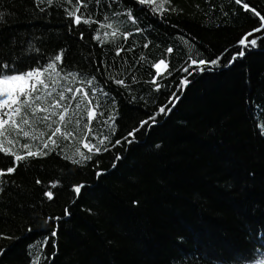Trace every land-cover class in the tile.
Masks as SVG:
<instances>
[{
  "label": "trees",
  "instance_id": "trees-1",
  "mask_svg": "<svg viewBox=\"0 0 264 264\" xmlns=\"http://www.w3.org/2000/svg\"><path fill=\"white\" fill-rule=\"evenodd\" d=\"M87 3L93 20L108 15L132 35L100 43L99 25H75L71 5L0 0V62L26 71L64 50V72L94 75L102 89L105 115L91 121L89 139L109 136L101 152L88 153L79 137L57 135L59 147L49 142L50 154L16 162L2 178L0 233L12 239H0V264H33L37 256L40 264H256L264 257V41L233 57L247 33L264 37L251 11L264 15V0H171L176 10L163 14L138 0ZM200 58L219 63L182 71ZM160 59L168 67L157 73ZM161 106L171 111L141 128ZM110 115L114 132L111 120L100 123ZM25 142L31 150L39 144L20 140L13 151L25 155ZM10 166L14 157L0 153V170Z\"/></svg>",
  "mask_w": 264,
  "mask_h": 264
},
{
  "label": "snow or ice",
  "instance_id": "snow-or-ice-1",
  "mask_svg": "<svg viewBox=\"0 0 264 264\" xmlns=\"http://www.w3.org/2000/svg\"><path fill=\"white\" fill-rule=\"evenodd\" d=\"M57 2L72 6V10L68 11L67 15L73 18L75 25H91L97 23L99 27L94 36L97 42H113L118 35L122 36L124 40H127L132 35L128 31L122 33L118 25L110 22L108 15L103 17V22L93 20L87 0H75V3L74 0H36L38 6L46 3L48 7H53ZM99 2L100 0H95V3ZM242 2L243 0H235L236 4H241ZM138 3L140 5H147L152 11L161 14L170 10H176L174 7H171V0H138ZM243 7L248 10L249 4L244 2ZM43 10L41 8V11ZM251 11L254 12L256 17H259L261 22H264V15H261L254 8ZM128 16L131 17L132 23H137L136 18L132 17L131 12L128 13ZM101 30H103L102 33ZM260 30L259 27L254 29L256 32ZM137 31L141 30L137 29ZM251 35L252 32H249L239 40V45L243 47L233 57V61L238 57H244L246 54L245 48L251 50L256 47L258 45V39L264 41V37L249 40L248 37ZM80 38H84L83 32H81ZM144 47H147V45H144ZM123 51L124 49L120 47L115 55L120 56ZM172 51V48L167 49L168 53H172ZM64 57L65 51L61 50L46 66H38L26 71L14 69L12 64L0 62V153L10 154L14 157V165H16L7 167L6 171L0 170V184L4 183L2 178L6 174H13L17 171L19 165L16 162L50 154L48 151H45L50 148L49 142H51L53 149L59 147L57 141L53 139L57 135L66 141L79 137L80 143H82L84 149H87L88 153L101 152V146H104L105 142L109 141L108 135H104L102 139L98 140V143H92L89 139V134L92 132L91 121L96 120L97 116L104 117L105 115L103 104L97 98V93L102 92V89L93 87L96 77L93 75L90 79H86L82 74L77 72L65 73L63 68ZM218 63V60L209 61L203 58L199 60L190 59L188 67H184L182 71L190 76L192 73L189 71V68L193 66L196 70L203 72L205 70L204 66L217 65ZM154 67L157 73H159L162 67L166 69L168 65L164 59H160L158 63H155ZM77 81L82 87L74 86V83ZM190 82L186 76L181 81L180 87L184 88ZM116 83L124 85L125 81L117 79ZM103 94L105 96L108 95L107 93ZM172 102L173 98H170L169 103ZM166 111L170 112L171 109L167 108V106L159 107L158 113L142 121L140 127L142 128L148 125L149 121L155 123L156 115L165 114ZM81 112L86 113L87 116V122L83 124V127H81V121L84 117L80 115ZM73 117H75L74 121ZM115 119V115H110L108 119L101 120L100 123L109 125V120H111L112 123L109 125V128L111 132H114ZM42 127L50 130V135L43 130L38 131ZM62 128L64 129L63 131ZM138 131L139 128L129 132L125 140L128 143H132L133 141L128 140V137L134 138ZM262 134H264V131H262ZM20 140L39 141V144L36 150H31L32 144L27 142L22 143L20 147L27 151L25 155H21L13 151L12 147ZM116 143L119 144L120 141L117 140ZM104 150L107 151L108 149L105 147ZM74 155L79 156L83 160L91 159V155H86L79 148L75 149ZM75 162L79 163L80 161L76 160ZM37 183H40V181L37 180ZM82 187L83 185L76 186L74 188L75 193L79 194ZM3 190V187H0V192ZM45 194L49 199L53 197L51 191ZM65 214L68 215L67 210ZM55 219L58 220L59 218L57 217ZM55 235L56 232L53 231L52 236ZM0 239H12V237L0 233ZM5 251L6 249L0 247V255H3ZM33 264H40L39 256L36 257ZM256 264H264V257L257 260Z\"/></svg>",
  "mask_w": 264,
  "mask_h": 264
},
{
  "label": "rangeland",
  "instance_id": "rangeland-1",
  "mask_svg": "<svg viewBox=\"0 0 264 264\" xmlns=\"http://www.w3.org/2000/svg\"><path fill=\"white\" fill-rule=\"evenodd\" d=\"M164 69H165V68H163V67H162V68L160 69V71H159V72L163 71Z\"/></svg>",
  "mask_w": 264,
  "mask_h": 264
}]
</instances>
